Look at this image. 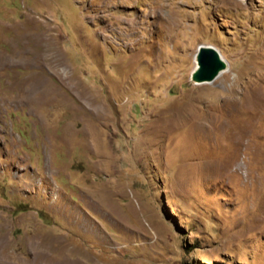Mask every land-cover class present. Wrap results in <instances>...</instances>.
Wrapping results in <instances>:
<instances>
[{"label": "rangeland", "instance_id": "obj_1", "mask_svg": "<svg viewBox=\"0 0 264 264\" xmlns=\"http://www.w3.org/2000/svg\"><path fill=\"white\" fill-rule=\"evenodd\" d=\"M21 51L0 264H264V0H0V57Z\"/></svg>", "mask_w": 264, "mask_h": 264}, {"label": "bare ground", "instance_id": "obj_2", "mask_svg": "<svg viewBox=\"0 0 264 264\" xmlns=\"http://www.w3.org/2000/svg\"><path fill=\"white\" fill-rule=\"evenodd\" d=\"M27 38L24 39L23 42V46L25 49L28 45ZM45 45V44H44ZM27 51V50H25ZM14 57L12 58H1L0 57V67L2 66H7V65H13L17 62L18 59H21L23 61H25L24 63H30L27 60H24V58H26L27 53H25L24 51L22 52H15ZM52 58V57H51ZM47 57L43 56L41 57V62L42 61H46ZM214 59H211V63L216 64V62H214ZM213 69L215 70V68L213 67ZM16 88L18 90V93L20 95V101L23 102H29V103H36L38 102V104L41 105H46L47 104V85L45 81H42L41 83H39L38 85L34 86L33 82H31V80H27L26 82H20L18 84H16ZM37 100V101H35ZM2 245V244H1Z\"/></svg>", "mask_w": 264, "mask_h": 264}, {"label": "water", "instance_id": "obj_3", "mask_svg": "<svg viewBox=\"0 0 264 264\" xmlns=\"http://www.w3.org/2000/svg\"><path fill=\"white\" fill-rule=\"evenodd\" d=\"M206 48V47H205ZM210 48V50H205V51H201L200 53H199V64H200V67H199V69L197 70V72H196V76L197 77H201L200 76V74L201 73H203L202 71L204 70L203 68L204 67H206L207 69L209 68V67H214L215 69H216V75H217V73H218V71H219V68H220V61H218V58H217V56H218V53H217V51L215 50V49H213V48H211V47H209ZM208 59H214L215 60V62H216V64H214V65H210L209 64V61H208ZM202 78H209V77H207V76H205V75H203L202 76ZM210 79V78H209Z\"/></svg>", "mask_w": 264, "mask_h": 264}]
</instances>
